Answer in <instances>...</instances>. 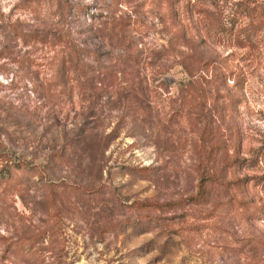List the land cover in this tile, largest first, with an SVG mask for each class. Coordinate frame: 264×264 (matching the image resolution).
Segmentation results:
<instances>
[{
  "label": "rangeland",
  "instance_id": "obj_1",
  "mask_svg": "<svg viewBox=\"0 0 264 264\" xmlns=\"http://www.w3.org/2000/svg\"><path fill=\"white\" fill-rule=\"evenodd\" d=\"M246 4L264 9L0 0V170L38 171L0 182V264H264V21ZM203 178V203L135 205L196 196Z\"/></svg>",
  "mask_w": 264,
  "mask_h": 264
},
{
  "label": "trees",
  "instance_id": "obj_2",
  "mask_svg": "<svg viewBox=\"0 0 264 264\" xmlns=\"http://www.w3.org/2000/svg\"><path fill=\"white\" fill-rule=\"evenodd\" d=\"M243 13H246L247 16L250 17H258L263 19L264 21V9L257 6V5H244L242 9ZM14 33L17 38L22 39L25 43H28L29 41H35L37 43H42L48 46L52 47H65L63 45V42L54 38H50L48 36L42 35L40 33H28V32H23L19 30L18 28L14 29ZM252 34L253 30L251 25H247L245 27L239 28V37L240 39H244V42L240 43L241 47H246L249 44L252 43ZM64 51V50H62ZM66 54H70V62L74 64H78L80 60V53L81 51L78 50H65ZM82 55H85L86 58H90V54H85L83 53ZM93 58V63H97V58H95V55L92 56ZM84 66L89 64V63H83ZM94 66V65H93ZM96 67V70H99V68ZM234 161H239V159H235ZM149 170L150 168L148 166H143V167H135L132 169L133 173H137L139 175H149ZM20 173V175H19ZM34 173L37 174V168L34 166H30L29 164H26L24 162H18L12 165L6 164L3 169L0 170V182L7 181V183H19L17 179H22L25 174H30ZM40 173V172H39ZM206 178H203V181L200 182V193L196 196L190 197L188 199H183L179 201H170V202H158V201H137L135 202V205L138 209L140 210H172L175 208H179L182 206L187 205L188 203H193V204H198V203H203L207 196V191L205 188L206 184L204 182ZM243 180H237V181H231L227 182L228 184L234 183V182H240ZM23 183V182H22ZM21 183V184H22ZM220 184V183H219ZM63 185V184H62ZM60 186V185H59ZM69 185H65L64 187H68ZM73 190H76L77 192H81L83 194H90L93 191L87 188H76L74 185L72 186Z\"/></svg>",
  "mask_w": 264,
  "mask_h": 264
}]
</instances>
